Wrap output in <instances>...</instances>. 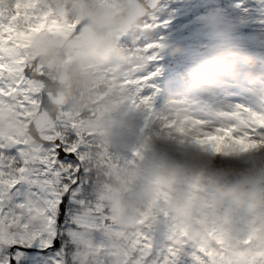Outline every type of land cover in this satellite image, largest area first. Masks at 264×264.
I'll use <instances>...</instances> for the list:
<instances>
[{"label":"clouds","instance_id":"9594fccd","mask_svg":"<svg viewBox=\"0 0 264 264\" xmlns=\"http://www.w3.org/2000/svg\"><path fill=\"white\" fill-rule=\"evenodd\" d=\"M70 11L81 21L76 34L33 37V50L55 79L54 98L73 111L96 112L92 125L104 140L132 147L141 139L142 110L126 103L120 91L98 95L94 85L107 68L123 75L134 70L132 65L147 63L118 37L151 35L150 0H74ZM204 23L212 42L185 69V94L167 97L159 109V120H167L181 136L151 140L136 166L137 181L102 194L125 227L134 226L145 205L166 197L174 228L214 249L222 242L225 255L215 264H264V139L259 136L264 133V72L253 70L264 53L240 49L221 18L210 16ZM166 48L172 56L185 52L180 45ZM228 81L246 82L255 99L227 102L222 86ZM225 140L228 155L208 150Z\"/></svg>","mask_w":264,"mask_h":264},{"label":"snow or ice","instance_id":"6c2138e0","mask_svg":"<svg viewBox=\"0 0 264 264\" xmlns=\"http://www.w3.org/2000/svg\"><path fill=\"white\" fill-rule=\"evenodd\" d=\"M74 139L43 150L0 145V264H173L153 233L130 237L106 210H81Z\"/></svg>","mask_w":264,"mask_h":264},{"label":"trees","instance_id":"16d2710c","mask_svg":"<svg viewBox=\"0 0 264 264\" xmlns=\"http://www.w3.org/2000/svg\"><path fill=\"white\" fill-rule=\"evenodd\" d=\"M166 9L164 19L158 20L157 17L146 19V22H150L157 31L156 38H152L151 35L132 38L133 50L142 53L147 59L146 64L135 65L139 67L138 69L135 67L137 89L139 91L142 89L141 94H144L141 97L142 107L138 110H142L144 116L158 107L164 95L172 92L173 89L174 92L185 94L182 87V76L185 69L192 62L193 57L206 50L212 42V34L205 27L206 18L210 16L221 18L229 27L240 49L257 55L264 53V0L255 2L248 0H172ZM168 45H180L185 52L176 56L169 55L166 48ZM253 70L264 72V60L259 61ZM152 73L155 75H151ZM103 83L104 81L100 82L102 85L97 91L98 95L102 96L110 91L121 92L118 85L111 88V85L103 86ZM222 88L226 96L245 94L253 97L246 82L243 81H228ZM88 111L91 110L73 111L71 114L67 113V116L71 122H76L82 116L93 121L96 112L85 115ZM57 128L59 129L60 125ZM73 134H75L73 142L84 139V147L89 145L98 148L109 147V142L100 140L102 136L96 129L79 130L78 133L74 130L67 131L63 132L61 137L67 141V138ZM77 146L83 147L79 144ZM90 153L87 161L100 155L99 152L90 151Z\"/></svg>","mask_w":264,"mask_h":264},{"label":"flooded vegetation","instance_id":"af4514ba","mask_svg":"<svg viewBox=\"0 0 264 264\" xmlns=\"http://www.w3.org/2000/svg\"><path fill=\"white\" fill-rule=\"evenodd\" d=\"M74 0H0V11L2 14L9 16L10 24H19V22L26 21L29 22L33 20L35 22H46L51 20L54 17V13H59L65 19L76 18L72 15L70 11V5ZM112 3H118L117 0H111ZM61 15H58V19L61 18ZM5 20H3V23ZM21 47L18 46L12 48L10 52L3 49V45L0 42V58L7 57L9 61V55H18L20 53H26V50L31 47L30 43L25 44V41L22 40L20 43ZM40 61V60H39ZM37 62L34 63V59L26 58L24 61V66L22 69L23 77L25 81L32 82L35 81V84L38 85L39 89L42 88L45 84L44 78L39 75L45 74L51 80L54 77L51 75V68L48 65H42ZM42 67V69H41ZM41 69V70H40ZM113 74H116L117 69L107 68ZM1 73H11L12 70L5 71L0 67ZM35 73V76L33 75ZM38 89V90H39ZM40 100L39 96L37 97ZM22 102L29 103L30 99L26 96H23ZM68 110L63 109L59 112V115L66 114ZM73 128V126H72ZM142 136V147L143 151H133L129 150L127 156L124 158L122 155L116 156L114 153L111 154V157L103 156L105 159V164L101 165L100 163L96 164L99 171L98 175L101 176L100 184L94 183L91 176L83 177L84 184L80 188V200L83 203L82 211H90L96 208L104 209L107 211L108 215L113 219V222L118 226V228L128 236H135L142 231H148L155 235L154 243L156 247L162 249H172L174 250L173 264H215L217 256L225 255L223 251L222 242L217 244L216 248H212L203 242H198L189 239L188 232L186 229L174 228L172 224V211L169 207L166 197H161L153 203L145 205L141 212L137 213L133 220V227H125L121 224L113 210V207L109 202L103 200L89 202L91 198V189L93 187H98L100 190L115 188L121 183H130L134 184L137 181L136 166L143 159L144 153L148 148L149 142L154 138H159L160 136L156 134V137L151 138L147 135L146 132L141 133ZM221 144L218 148L212 149L210 151L217 153L218 155L223 156L226 148L221 150ZM132 148V147H131ZM229 154V153H228ZM226 154V155H228ZM108 158V159H107ZM112 161L117 169H119L120 174L114 176L113 170H111ZM98 180V181H99ZM99 199L102 198L98 195Z\"/></svg>","mask_w":264,"mask_h":264},{"label":"rangeland","instance_id":"374dc122","mask_svg":"<svg viewBox=\"0 0 264 264\" xmlns=\"http://www.w3.org/2000/svg\"><path fill=\"white\" fill-rule=\"evenodd\" d=\"M118 2H119V0H118ZM58 15H61V14L54 13V17L51 18V20L44 22L43 23L44 24L43 29L47 32H51L52 29H56V30H59L60 32H63V34L65 35V34L70 32L73 25H68L67 23H65V21H63L64 18L62 15H61V18H63V19L62 20L58 19L57 18ZM20 67H21V69L23 68L22 66H20ZM19 73L21 74L22 71H20ZM7 78H9L8 75H7ZM18 82H19L18 88L20 89V91L19 92L15 91V93L13 95V98L16 100L12 101V102L5 101L3 103V105L1 106V109H0V113H1L0 114V138H1L0 145L6 146L5 142H7L8 144L17 143L18 145L15 144V146H19L21 144V141L19 140L21 128L23 130V127H24L25 121H26L25 117L30 116L31 112L25 111L24 110V107H25L24 102H19L20 100L17 98H20L22 96V92L24 89L28 88V91H30L31 93L37 92V90L39 89L38 85L35 84V81L27 82V81H25V77H23V79L21 80V77L19 76ZM174 91L175 90L173 89L172 92L167 93L165 95L162 103H164V101L167 97H179L181 95H184V94H181L180 92H174ZM138 95H139L138 97H135L133 95L132 102H134V104H136V105L138 103L139 108H141L142 107L141 97L144 94H141V90H140L138 92ZM228 98L229 99H227V102L244 103V104H250V102H252L255 99V98L249 99V97H246L244 95H242L241 97L230 96ZM202 99L208 100L209 98L207 96H205ZM129 103H131V102H129ZM33 105H34V103H33ZM34 108L35 107L31 106V109H34ZM148 116H150V118H151L149 125L152 129L154 128L155 134L157 132V135H159L160 137H164V136L171 135V134H175L178 138L181 136L180 133L175 132L172 125L167 120H159V110H156V113H150ZM144 117H147V116H144ZM157 120H159L158 123H157ZM139 134H140L141 139L133 147L135 149H137L138 151H143L141 131H139ZM53 135L54 134H51L49 136H53ZM259 136L262 139H264V133H259ZM231 143H234V141ZM222 144L226 147L225 152L222 154L226 155V154H228V148L230 146V142L228 140H225ZM211 146H212V144H209L207 146L208 149H210ZM19 147L22 148L21 145ZM32 147H34V146H32ZM33 150H40V149L34 147ZM107 190H108V188L105 189L103 187L102 192L101 191H99V192L97 191V192H98L99 196L101 197L102 193L106 192ZM103 199H106V197L104 195L102 196L100 201Z\"/></svg>","mask_w":264,"mask_h":264},{"label":"water","instance_id":"95a60500","mask_svg":"<svg viewBox=\"0 0 264 264\" xmlns=\"http://www.w3.org/2000/svg\"><path fill=\"white\" fill-rule=\"evenodd\" d=\"M159 1L160 0H150L151 8L156 7ZM54 83L48 84V80L46 79V85L43 86V91L41 92V98H43L42 103L40 104L37 114L34 116L26 130L28 143L39 140V132L45 128L53 127L56 123V112L59 104H57L54 98V91L52 90V85Z\"/></svg>","mask_w":264,"mask_h":264}]
</instances>
